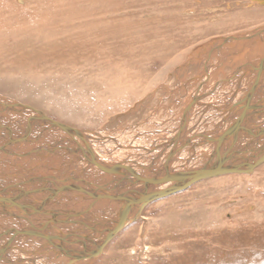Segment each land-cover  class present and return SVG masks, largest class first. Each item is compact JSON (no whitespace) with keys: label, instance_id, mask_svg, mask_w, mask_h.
Returning a JSON list of instances; mask_svg holds the SVG:
<instances>
[{"label":"rangeland","instance_id":"374dc122","mask_svg":"<svg viewBox=\"0 0 264 264\" xmlns=\"http://www.w3.org/2000/svg\"><path fill=\"white\" fill-rule=\"evenodd\" d=\"M16 1L0 0V93L6 96V99L11 97L21 103L39 107V109H43L42 111L45 110L44 112H48V117H52L55 121L66 125H71L74 122L71 126H75L77 129H88L90 132H95L92 138L100 137L102 141L108 138L107 140L112 141L113 146H101L106 152L103 151V153L108 154L107 156L112 157L115 162H120V167L126 173H136V168L140 170L145 163L148 162L149 165L154 162L155 152L159 157L162 155L163 150L158 146L162 143L160 140H163V131H168V128L165 127V117L162 118L163 112L165 107L171 106L170 110L176 114L185 99L190 97L191 93L187 94L189 88L194 89L198 86L193 77L200 75L199 78H202L204 75V72L200 71V63L205 62L206 56L201 57V55L207 54L212 61L214 60L213 54L208 51L210 47H216L219 44V37L226 39L229 36H240V33L243 35L264 25V4L253 3L248 7L235 6L234 4L226 7L225 5V1L234 3L238 0H22L23 4ZM52 1H55L53 7L56 4L58 9H64L67 12L77 9L88 10L87 12H93L98 16V11L94 12L93 9H103L104 13L115 10L117 14L114 16L118 19L116 23L120 26L119 32L122 36L111 42H102V46L94 41V43L90 40L85 41L86 36L70 40L71 36H66V33L57 35L56 32L53 36L46 34L45 40L39 38L43 43L39 42L41 47L38 49L36 45L38 37L35 35L41 34L43 30L37 27L33 31L26 32L25 28L31 20L16 24L9 20L22 19L25 14L31 15L28 13L31 8L35 9L33 14L39 10L37 7L45 6L47 3L52 4ZM124 10L126 11L125 17L120 15V11ZM249 10H255L252 12L257 13L256 17L252 18V15L241 14H238L236 18L232 17V13H236V11L247 12ZM107 16L108 14L104 15L105 18ZM60 20L58 19L57 22ZM125 21L129 24L122 29L126 24ZM163 21L168 26L164 25ZM102 25L101 23L98 27ZM98 36L93 35L94 38ZM257 40L258 38H255L245 43L241 40H223L222 44L225 43L228 48L231 47L230 52L234 50L240 54L225 56L224 48L226 47L220 50L222 58L227 60L226 63L218 65L220 66L219 70H224L223 76L228 73V66L238 63V61L233 62L239 59L238 57H240L239 61L246 58L250 62L259 56L256 52L260 51L259 47L264 42H256ZM75 42L83 44V47L86 45L80 54L73 56L71 52V55L67 52L62 54L63 58L58 56L59 48L61 50L67 47L68 50L70 45ZM207 44H210V47ZM200 45L202 48L199 47ZM96 47L102 48L98 50ZM35 48L38 49L37 52H33ZM203 48V52L200 51L197 59L191 57L192 53L195 54L196 49L202 50ZM243 48L244 50L240 51ZM30 51L31 53H29ZM64 55L66 56L64 57ZM206 63L208 64H204L202 70L207 66L217 67L210 63L209 59ZM58 69L59 71H57ZM212 73L214 74V72ZM220 73L216 72L217 75ZM173 74L176 76L173 77ZM187 78L191 81L188 80L189 82L184 84ZM21 86L23 89L27 86L28 89L25 88L24 91ZM223 86L222 90H226V85ZM246 86H248L247 83H245ZM183 89H186L185 92ZM10 91L12 92L10 93ZM230 91L234 92L232 89L224 92L228 94ZM260 93H263V97L264 87L257 94ZM199 101H194L196 103L193 104L196 105ZM241 114L243 113H238L236 116L242 118ZM63 115H67L68 119ZM144 116H150L152 123L147 121L139 125L140 127H135L134 132L129 133L131 126L136 121L145 119L142 118ZM153 117L156 118V121H153ZM42 120H36L37 124H40L38 122H42ZM146 126L150 127L147 129ZM156 128L159 129L157 132ZM171 128L173 129L172 126ZM117 133L121 136L126 135L125 139L120 142H118L119 139L116 141L117 138L114 139V137L118 136ZM133 135L137 137L133 138ZM36 140L39 142V138ZM170 140L167 141L168 145L172 142ZM121 142L125 143L121 145ZM159 149L160 151H158ZM208 151V148L202 149V153ZM16 154L17 158H15ZM19 155L22 154L14 153L13 157L8 159L6 154H2L0 163L8 161L11 162L10 166L19 168L18 162L22 160L20 158L17 161ZM189 159L188 161H190ZM183 160L185 161V158ZM189 163L185 161L186 172L193 169V165H195V163ZM79 164L77 159L71 162L65 158L61 164L59 162L51 165L42 164L32 167L29 172L38 176H40L39 174L57 175L61 178L72 177L76 180L74 174L80 173L77 171L79 169L83 171L81 168L84 166V164ZM69 165H72L74 170ZM173 165L174 163L171 168H174ZM26 167L28 165H25ZM88 175L89 177L86 176L84 180L89 184L101 182L107 176L105 172L100 174L98 171L92 170ZM84 176L85 172L81 178H85ZM76 178L79 180V177ZM11 181L7 182H11L10 186H15L16 183ZM19 188H13L3 194L10 193L12 195H5V197H13L14 194L16 197H20L21 194L14 193ZM36 192L39 191L36 190ZM63 192L64 190L60 191V193ZM40 193L36 197L42 196ZM58 193H55V196ZM128 197L126 194L121 198L123 200ZM53 198L54 201L48 202L61 203L67 208H71L74 203L84 201L83 205L78 203L77 206H72L74 209H81L82 206L85 208L82 214L78 215L77 213L78 217L85 216L84 218L88 219L83 222L88 224L90 222L89 225L105 231L112 228L113 218L122 208V205L117 204L114 200L104 205L99 202L102 199H80L73 202L66 198L64 200H62L63 198ZM12 204L18 206V203ZM61 204L59 205L62 206ZM3 206L6 207L4 211L14 210L7 205ZM20 206L22 207V205ZM88 206L92 209L94 206L96 208L94 211L91 209L87 211ZM22 213H26V211H22ZM86 214L89 217H86ZM139 217L137 220L130 221L128 226L126 225L127 228L118 232L99 255L91 257L82 264H264V164L250 173L200 180L199 183L193 184L185 190L148 203L139 212ZM47 219L48 217L41 216L36 221L42 222L43 220V222L49 223L50 221ZM62 220L78 223L80 226L77 229L86 231V234L93 235L95 232L89 225L81 224L76 219L62 218ZM50 223L54 225L52 220ZM10 228L12 230L7 233L8 237H3L7 238L5 241L15 238L12 225ZM73 230L67 232L73 234L74 237L77 230L75 229V232ZM42 231L36 230L34 233L45 234V231H43L44 233ZM10 234L14 238L9 236ZM26 234L27 232L25 238L29 237ZM49 236L53 238V236ZM0 238L2 240V237ZM67 238L72 237L68 236ZM77 239L83 241L81 237ZM95 239H85L83 242L91 247L95 244ZM53 243L56 244V241ZM70 243L71 247H75L79 251L82 250L79 243L73 241ZM36 245L38 248L30 247L31 256L39 264H65L68 256L61 253L57 255V246L49 248V245L46 244ZM24 249H29V247ZM45 249H49V252L46 253ZM0 264L4 263L0 262Z\"/></svg>","mask_w":264,"mask_h":264},{"label":"bare ground","instance_id":"6f19581e","mask_svg":"<svg viewBox=\"0 0 264 264\" xmlns=\"http://www.w3.org/2000/svg\"><path fill=\"white\" fill-rule=\"evenodd\" d=\"M17 1L23 4L22 0H17ZM53 2L55 1H52V4L47 3L45 6L37 7L39 10H36V12H34L33 14L32 12L35 9L31 8V10L28 12L31 15L25 14L23 15L22 19L20 18L19 20L18 19L9 20L13 24L21 23L22 21L31 20L25 28L26 32L33 31L35 28L40 27L43 30V32L41 34H38L37 36L35 35V37H38L37 44H36L38 49H40L41 47L40 43H43V41H40L39 38L45 40L44 37L46 34L49 36H53L56 32H57V35L59 33H63V34L66 33V36H71L69 38L70 40L74 38L78 39L79 36H82V37L86 36V38H84L85 41L87 40H90L91 42L94 41V42H97V44H100L102 46H103L102 42H105V41L111 42L122 36L121 33L119 32L120 26H118L119 24L116 23L118 19L114 16L115 14H117V11L115 10H110V12L104 13L103 9L99 10L95 8L93 10L94 12L98 11V16H97L93 12H87L88 10L81 11L77 9V10H71L70 12H67L64 9H58L56 4H55V7H53L54 5ZM253 3L258 4V5L264 4V0H243V1L238 0V1H235L234 3H229L228 1H225L226 7L230 6L231 4H234L235 6L244 5L248 7L252 5ZM252 11H255V10H249L247 12H237L236 11V13H232V17L236 18L238 14H241V15H252V18H254L256 17L257 13H254ZM125 12H126L125 10L120 11V15L125 17L124 16ZM106 14H108L107 18L104 17V15ZM58 19H61V20L57 22ZM101 23L103 25L98 27V25H100ZM163 23L164 25L167 24L165 23V21H163ZM127 24L129 23L126 22L125 26L122 27V29L126 28ZM262 32L264 33V25L258 26L257 28L243 35H241L240 33V36H234V37L229 36L226 39H224L223 37L217 36L219 37L218 39L219 44L216 47H210V44L209 45L207 44V46L210 47L208 52H211V54H213L212 58L214 60L211 61V59L207 56V54L201 55V57L206 56L205 62H202V63L199 62L201 64L200 71L201 73L204 72V75L202 78H199L201 77L200 75H195L193 77V79H196L195 81H197L198 86L194 89L189 88V90L187 91V94L189 95L191 93V95L190 97L188 96L189 98L185 99L183 105L179 109H177L176 114H173L172 113L173 110H170L171 106L165 107L162 118L164 119L165 117L164 119L165 127L168 128V131H163V129H160L163 131L162 133L163 140L162 139L160 140L162 143L159 144L158 146L160 149H163V153H161L162 155H160L159 157L157 156V154H155L156 153L155 152L154 162L150 163L151 164V165L149 164L150 166L148 165V162L145 163V165H143L141 167L142 169L140 170L136 168V171L135 170L134 171L138 173H131L129 171H128L129 173L123 172L124 170H122V167H120L121 166L120 162L116 161L117 162L116 163L112 159V157L110 156L108 157L107 156L108 154L107 155L104 154L106 152L101 148V146H105V147L109 145L113 146L112 141L107 140L108 138L104 141H102L100 137L92 138L94 137L93 134L95 132H90L88 129L87 130L85 129L82 130L81 128L77 129V127L71 126L74 122L71 125H66L61 122L55 121L52 117L51 118L48 117L49 116L48 112L47 113L44 112L45 110L42 111L43 109H39V107L36 108L26 103L25 104L21 103L18 100L11 98V97H7L9 99H6V96L0 93V157L2 156V154L3 155L6 154V158L9 159L13 157L14 153L18 152L22 154L21 156L19 155L17 159V161H19L20 158H22V160L18 162V165L20 166V167L18 166L19 168L10 166L11 162H8V161L5 163H0V237H2V240L0 238L1 240L0 241V262L1 263L3 262L4 264H39L36 260L32 259L33 257L31 256L32 255L31 248L32 247L38 248L36 244H42V245L46 244V245H49L48 246L49 248H51V246H57V249H58L59 248L58 245L60 243H64L68 239L67 236L69 232L67 231H70L71 229H74V230L76 229L77 231L74 237L76 238L81 237L83 241L85 239L90 240V238H93V239L96 238L95 240L97 241L98 239H101L102 237L106 235L107 231L101 233L99 232L96 226L89 225L90 222L89 224L83 222V220L86 221L88 219V218H84L85 216H82L81 218L78 217L77 211H83V209L85 208H83L82 206L81 209L80 208L74 209L72 206L74 205L77 206L78 203L83 205L81 202L74 203V205H72L71 208L70 207L63 208L58 203L56 204L50 203L51 205H49L48 202H45L39 205H34L32 203V200H34V198L38 194L37 193L35 195L36 190H38L39 192H42V194L48 193V195L45 197H49V196H52V195H49L51 194L50 192L51 190H54L56 187H59V189L62 190L63 189L62 185L68 184L70 187L69 190H64L63 193L59 192L60 194L58 193V195L56 196L54 194L53 196L56 197V199L63 198L62 200H64V198H66L73 202L74 200L79 201L80 199H90L91 198V199H96V200L102 199L100 203H104L105 201L104 198H107V199H111L112 201L114 200L117 204H121L122 208L120 209L118 214H115L113 218V224L111 226L112 228L114 227L116 231L107 240L105 245L102 247L103 249L107 245V243H109L118 234V232H120L124 228H127L128 223L130 221L137 220V218H140L139 212L148 203L154 200H158L159 198L162 199L163 197H167L174 193L185 190L191 185L199 183L200 180L204 181V180H207L209 177L210 178H220L222 176H231L233 174L250 173L251 171L253 172L255 168H257L258 166L264 164V96L262 97L263 93L257 94L264 87V43L259 47L260 51L256 52L257 55L259 56L256 55L257 57L251 60L250 62L246 58L239 61L240 57H238L239 59L233 61V62L238 61V63L234 66H231V65L228 66V70H227L228 73H226L224 76L222 75L224 70L223 71L219 70L220 66H218V65H222L227 62L226 58L223 59L222 56L220 55L221 53L220 50H222L224 47H226L224 48L225 53L223 52L225 56L240 55L237 52H234V50L233 52L232 51L230 52L229 50L231 47L228 48L227 44L226 45L225 43L222 44L223 40H232V39L236 41L241 40L245 43L252 39L258 38L256 42H259V41L264 42V34ZM93 35L95 36L99 35V36L94 38ZM241 44L242 43H240V45ZM84 47H83V44H79L75 42L72 45H70V48L68 50L66 49L67 48L66 47L64 48L65 50L64 49L60 50L59 48L58 51L57 50L55 51L58 52V56H62V54L64 53L66 54L67 52L68 54H70L71 52L73 56H76L82 52L81 50ZM199 47H201V45ZM37 48L33 49V52L38 50ZM99 48H102V47H98L97 49L99 50ZM203 50L204 48L202 50L196 49L195 51L196 55L192 53L191 57L192 58L194 57V59H197L196 57H199L198 55H200L199 54L200 51L203 52ZM243 50L244 48L240 51H243ZM29 53H31V51ZM65 56L66 55H64V57ZM208 59L210 63L215 64V66L217 67L210 68L207 66L205 69L202 70V66L204 64L205 65L208 64L206 63ZM66 69H69V68H66ZM57 71H59V69ZM212 72H214V74ZM216 72L217 73L221 72V73L220 75H217ZM175 76L173 74V77ZM188 80L189 78H187V81L184 84L191 81V79L189 81ZM245 83H247L248 86L245 87ZM9 84L12 85V83H9ZM224 84L226 85L225 86L226 90L232 89L235 93L234 92L231 93L230 91L228 95L226 92H224L226 91V90H222V86ZM26 87L27 86H25V88ZM21 88L23 89L22 86ZM181 88H184V87H181ZM183 90L185 92L186 89H183ZM11 92L12 91H10V93ZM197 100H200L199 103L194 105L193 103H196L194 101H197ZM12 103H15V105H13ZM2 106L7 107L8 109L2 108ZM24 107L26 108L30 107L29 110L31 111L30 114L32 115L33 114L39 115L37 111H40L44 116L48 118V120L52 121L53 124L51 125V123L48 120H46L44 116L39 115L40 118H43L44 120V121L42 120V123L48 124L47 127L43 128L44 126L42 124H37L36 119H30L31 117L30 118L28 117L29 114L27 113V111H25ZM238 113H243L241 114L242 115L241 119H240V116H236ZM245 114H246V117H245ZM63 116H65L66 118L68 117L67 115H63ZM235 116L237 117V119L235 118ZM26 118H28V120L30 119V123L28 125H27ZM142 118H145V119L142 120ZM142 118H141L142 121H136L131 126L129 133L134 132V129H136L135 127L141 124H144L147 121L151 122L150 116H144ZM158 120L161 121L162 119H158ZM153 121H156V118ZM229 121L234 122V123L230 124ZM171 126L173 127V129L171 128ZM146 127L148 129V127L150 126H146ZM157 130L159 129L156 128V132ZM178 130H179L178 133L180 137V144L185 143V145L182 148V150H178L175 153L172 151V149L178 147L179 143L174 142L173 145H168L167 141L170 140V138L174 137L175 132ZM117 135L118 136L114 137V139L117 138L116 141H118L119 139L118 142H120V140H124L126 137V135H123V134H122L123 136H121V134H118V133ZM206 135L215 136V138L209 141V140H206L205 138ZM258 135L260 136L258 137ZM165 136H168V137H165ZM136 137H137L136 135H133V138H136ZM13 138H18L19 141L18 142L11 141L10 139H13ZM36 138H39V142H36L38 141L36 140ZM183 139H185V142H182ZM125 142H123V144ZM208 142H213V143H208ZM123 144L121 142V145ZM203 148H208L209 151L202 153ZM160 149L158 151H160ZM58 152L60 153L57 154ZM17 156L18 155L16 154L15 158H17ZM187 156H193V158H190L189 159L190 161L188 160H185V161L190 162L189 164L195 163V165L192 164L193 169L186 172L184 167H187L186 165L187 163L185 164V161L183 160V158H186ZM151 157L153 158V156ZM65 158L71 162H73L74 159H77L78 164L79 163L84 164V166H82L83 168H81L83 169V171L79 169L77 171H80V173L74 174V176L76 175V177H79V180H77V178L75 177L74 178L77 181L76 180L73 181L71 179L66 180V179H63V177L61 178L57 175L44 176V174L42 175L39 174L40 176H38V175H35L34 173L29 172L32 167H37L42 164L51 165L56 162H59V164H61L63 163ZM251 162H257V163L254 166L247 168V165ZM173 163H174L173 166L175 169L170 170ZM74 164L73 166H75ZM25 165L26 166L28 165V167L25 168ZM69 166L71 167L72 165H69ZM112 166L114 169L118 171L117 173L112 168ZM73 170H74V167H73ZM91 170L94 172L98 171L100 174H104L105 172L107 176L101 182H97L96 184H93V183L89 184L90 187H88V189H90V191L92 192V195L88 193L78 194L80 193L79 191L80 186L86 187L85 185L86 180L84 179H86V176L87 178L89 177L88 174H89V171ZM83 172H85V176H84L85 178H81V176H83ZM107 172H109V174ZM161 173L162 175H160ZM172 173H174L173 176H175L176 174L180 178L185 173V174H188L189 176H192V175L197 176V179L188 184H183L182 182L184 178H186L187 176L179 180V179L174 178L172 176ZM66 176H68V174H66ZM162 176H170V177L166 178L164 181L161 182L160 179ZM23 179H24V182H23ZM11 180L14 181V184L16 183L15 186L9 185L12 182ZM7 181H11V182H7ZM120 182H123L124 186H120ZM7 183L9 186L6 185ZM182 185H184L185 188ZM48 186H51V187H48ZM171 186L177 187V190L168 195H164L163 193L166 190V188H169ZM16 187H20V188L15 190L14 193L16 192L17 195L21 194L20 197H16V194H14L13 197H9V196L5 197V195H11V194L10 193L3 194V193L9 192L10 190ZM72 188L76 189L78 192L76 193V191L72 190ZM113 188H115L116 190L112 191L111 189ZM126 194H128L129 200L128 198L122 200L121 197ZM43 196L44 195H42V197ZM147 198H151V199L147 201L146 200ZM40 200L43 201L42 198H40ZM40 200H36V202L38 203ZM12 203H18L17 204L18 206L16 207ZM3 205L12 207L14 208V210L8 209L4 211L6 207H4ZM20 205H22V207ZM34 206L36 207L38 206L39 207L38 209H47V210H44L43 212H41L40 210H36L31 213L32 211L31 209ZM95 206L98 207V205H95ZM95 206L93 207V209L88 206L87 209H91L92 211H94V208H96ZM67 209H69L70 211ZM22 211L23 212L26 211V213H22ZM52 211H55L56 214L53 213ZM41 216L48 217L49 220L48 219L47 220L50 222L52 220L54 225H52L50 222L49 223L46 222L45 220H44L45 222H43V220L42 222L36 221ZM60 216L63 219L65 218L76 219L81 224L89 225V227H91L93 231L98 230V232L94 233L96 234L95 236H93L94 234L93 235L86 234V231L77 229L80 226L78 223L62 220ZM86 217H89V215H87ZM10 225H12V227L14 228L13 235L15 234V238L11 236L10 234L9 236L13 237L14 239H10V240L8 239L5 241V239L7 238H3V237H8L7 233H9V230L10 231L12 230L10 228ZM22 228L27 230L26 236H29V237L25 238V235L20 234L22 233L21 231ZM112 228L109 229L108 231H111ZM86 229L89 230L88 228ZM36 230H43L45 231V234L37 235V233L36 234L34 233V231L36 232ZM64 234L65 236H62ZM49 235L53 236L55 240ZM97 235H99L98 236L99 238L97 237ZM55 241H56V244L54 243L52 244V242H55ZM25 247H29V249L25 250L24 249ZM52 249H55V248H52ZM102 249L92 255L81 257L80 259L73 261L71 264L85 263L91 257L99 255ZM9 252H11L10 255H8ZM48 252H49V249L46 250V253ZM65 256L67 257V255ZM66 260H65V264H69L68 263L69 257H67Z\"/></svg>","mask_w":264,"mask_h":264},{"label":"water","instance_id":"95a60500","mask_svg":"<svg viewBox=\"0 0 264 264\" xmlns=\"http://www.w3.org/2000/svg\"><path fill=\"white\" fill-rule=\"evenodd\" d=\"M13 105H15V103H12ZM2 108H5V109H8L7 107H4V106H2ZM30 108V107H29ZM29 108H26V107H24V109H25V111H27V113L29 114V118L30 119H36V120H42L43 118H40V116H44L40 111H37V113L40 115H36V114H30V110H29ZM44 118L46 119V120H48V118L46 117V116H44ZM27 119V125L30 123V119L28 120V118H26ZM50 123H51V125L53 124V122L52 121H50V120H48ZM38 123H40V124H42L44 127L43 128H45V127H47L48 126V124H44V123H42V122H38ZM187 124H188V122H187ZM186 124V125H187ZM179 130L178 131H176L175 132V135H174V137H172V138H170L171 140H172V142H171V140H170V145H173L174 144V142H178L179 143V145H178V147H176V148H174V149H172V151L173 152H177L178 150H182V148L184 147V145H185V143L184 144H180V137H179ZM260 135H258V137H259ZM205 138H206V140H209V141H211V140H213L214 138H215V136H208V135H206L205 136ZM11 141H13V142H18L19 140H18V138H13V139H10ZM208 143H213V142H208ZM260 144H262V143H260ZM163 150V149H162ZM193 158V156H187L186 158H185V160H188L189 158ZM257 159H259V158H257ZM103 163H105V162H103ZM257 162H251V163H249L248 165H247V168H250L251 166H254L255 164H256ZM112 168H113V166H112ZM114 169V168H113ZM125 169V168H124ZM172 169H174V168H170V170H172ZM115 171H116V173L118 172L116 169H114ZM126 170V169H125ZM173 174L174 173H172V176H173ZM160 175H162V173L160 174ZM187 176V177H186ZM168 177H170V176H162L161 177V182L162 181H164L166 178H168ZM174 178H176V179H182V178H184V177H186V178H184V180H183V184H188V183H190V182H192V181H195L196 179H197V176H189L188 174H185L184 173V175H182L181 176V178L180 177H178L176 174H175V176H173ZM76 178V177H75ZM63 179H66V180H70V178H63ZM85 185H86V187H84V186H80L79 187V191H80V193H78V194H86V193H88V194H91L92 195V192L90 191V189H88V187H90L89 186V183H85ZM63 186V189L62 190H69L70 189V187H69V185L68 184H66V185H62ZM183 187H184V185H182ZM185 188V187H184ZM177 190V187H175V186H171V187H169V188H166V190L164 191V195H168V194H170V193H172V192H175ZM61 191V189H59V187H56L54 190H51V194H49V195H54L55 193H57V192H60ZM52 196H49V197H46V198H43V201H41V202H39V203H37L36 205H39V204H42V203H45V202H48V201H54V199L52 198ZM54 197V196H53ZM152 198V197H151ZM151 198H147L146 200L148 201V200H150ZM94 200H96V199H94ZM38 206L36 207V206H34V207H32V211H36V210H38ZM99 230V232H101V233H103L105 230H102V229H98ZM98 230H96L95 232H93V233H96V232H98ZM21 231H22V233H20V234H22V235H25V233L27 232V230H25V229H21ZM115 231H116V229L113 227L112 228V230L111 231H107V233H106V235L104 236V237H102L101 239H98L96 242H95V244L91 247V248H89L88 247V245L86 244V243H84L82 240H79V239H77L76 237H73V234H71V233H68V236H70V237H72V238H68L65 242H66V244H65V242L64 243H60L59 245H58V252L56 253L57 255H60V253H62V254H65V255H67L68 257H69V264H71L73 261H75V260H78V259H80L81 257H84V256H89V255H92V254H94V253H96V252H98V251H100L101 249H102V247L105 245V243L107 242V240L115 233ZM67 236V237H68ZM69 240H71V241H69ZM69 241V242H68ZM77 242V243H79L80 245H81V247H82V250H80V251H78V250H76L75 248H73V247H71L69 244H71L70 242ZM63 242V241H62ZM92 244H93V242H92ZM92 244H90V245H92ZM85 248V249H84Z\"/></svg>","mask_w":264,"mask_h":264},{"label":"crops","instance_id":"0c3cea01","mask_svg":"<svg viewBox=\"0 0 264 264\" xmlns=\"http://www.w3.org/2000/svg\"><path fill=\"white\" fill-rule=\"evenodd\" d=\"M229 104H231V103H229ZM240 119H241V117H240ZM231 124V123H230ZM182 142H185V139H183L182 140ZM124 172V171H123ZM107 173H109V172H107ZM137 173V172H136ZM71 180H73L74 181V179H72V177L70 178ZM24 180V179H23ZM103 180V179H102ZM120 186H124V183L123 182H120ZM48 187H51V186H48ZM72 190H74V191H76V193L78 192L76 189H74V188H72ZM112 191H115L116 189L115 188H113V189H111ZM110 190V191H111ZM51 192V191H50ZM37 193H40V192H36L35 193V195L37 194ZM41 195H44L43 197H45V196H47L48 195V193H45V194H42V193H40ZM38 195V194H37ZM43 197L42 196H40V197H35L34 198V200H32V203L34 204V205H36L37 204V202H36V200H40V198H42L43 199ZM39 198V199H38ZM46 198V197H45ZM104 205H107L110 201H111V199H107V198H104ZM39 202H41V200L39 201ZM38 202V203H39ZM100 202V201H99ZM49 203V202H48ZM82 203H84V201H82ZM51 204H53V203H51ZM50 203H49V205H51ZM58 204H61V203H58ZM63 207H65V208H67V206H65V205H63V204H61ZM49 209V208H48ZM87 209V208H86ZM40 210H47V209H40ZM67 210H69V209H67ZM49 211V210H48ZM70 211V210H69ZM87 211H88V209H87ZM82 212L83 211H77V213H79V214H82ZM53 213H55V212H53ZM78 214V215H79Z\"/></svg>","mask_w":264,"mask_h":264}]
</instances>
